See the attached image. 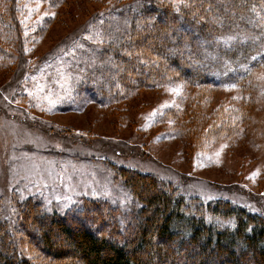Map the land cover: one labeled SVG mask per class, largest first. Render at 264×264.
<instances>
[{"label": "rangeland", "instance_id": "rangeland-1", "mask_svg": "<svg viewBox=\"0 0 264 264\" xmlns=\"http://www.w3.org/2000/svg\"><path fill=\"white\" fill-rule=\"evenodd\" d=\"M66 1L50 28L37 32L45 6L19 0L23 45L14 28H0L8 54L0 59V216L14 225L12 209L31 198L59 214H82L79 206L99 200L130 208L110 164L151 174L189 197L264 214V66L239 87L200 90L179 81L107 106L77 104L76 83L96 59L71 46L90 38L99 45L90 24L123 0ZM78 220L74 228L103 230L89 213Z\"/></svg>", "mask_w": 264, "mask_h": 264}, {"label": "trees", "instance_id": "trees-1", "mask_svg": "<svg viewBox=\"0 0 264 264\" xmlns=\"http://www.w3.org/2000/svg\"><path fill=\"white\" fill-rule=\"evenodd\" d=\"M39 1L47 15L37 32L50 28L67 2ZM18 5L0 0V28H14V41L23 45ZM176 6L123 0L106 13L109 18L91 23L99 45L90 38L83 47L71 46L96 59L87 63L86 80L76 83L73 102L107 106L179 81L200 90L239 87L264 66V0H185ZM0 53L1 60L8 55L1 46ZM93 75L104 82L91 84L98 83ZM110 167L132 197L130 208L99 200L79 206L82 214H59L34 198L15 203L14 225L0 216V264H264V214L228 200L189 197L133 168ZM88 213L103 230L74 228Z\"/></svg>", "mask_w": 264, "mask_h": 264}]
</instances>
